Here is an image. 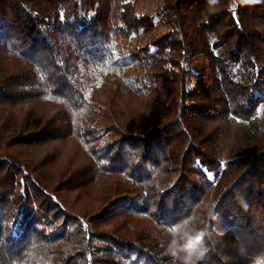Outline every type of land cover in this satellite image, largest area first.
<instances>
[{"label": "trees", "instance_id": "obj_1", "mask_svg": "<svg viewBox=\"0 0 264 264\" xmlns=\"http://www.w3.org/2000/svg\"><path fill=\"white\" fill-rule=\"evenodd\" d=\"M134 97L171 118L123 129ZM263 104L264 0H0V264H264ZM70 137L57 171L14 148Z\"/></svg>", "mask_w": 264, "mask_h": 264}, {"label": "rangeland", "instance_id": "obj_2", "mask_svg": "<svg viewBox=\"0 0 264 264\" xmlns=\"http://www.w3.org/2000/svg\"><path fill=\"white\" fill-rule=\"evenodd\" d=\"M137 1V9L139 10H153L157 8L163 3V0H134ZM170 1V0H169ZM168 28L167 25H161L160 29ZM139 37V38H138ZM134 38L136 43H142L145 41L144 36H138ZM196 76L189 75V83L193 85ZM94 88L93 92L98 91L96 94H99L100 97H104L105 94L103 93L102 89ZM28 103L21 104L16 106L15 112L17 113L18 117L20 118L23 115V111L27 109ZM130 109L124 111L122 116H119L118 122L124 127L123 129L127 130L129 127L125 125V122H129L128 119L131 121V117L134 115L136 118L132 122V131L145 133L149 129L158 127L164 124L166 120L170 119V115L168 110L165 107L157 104L150 105L148 101L144 98L134 97L131 99L129 103ZM262 113L264 112V104L260 106L259 109ZM27 111V110H26ZM53 111V109H52ZM49 111H44V113H48ZM39 113H41L39 111ZM3 111L0 109V116H2ZM133 114V115H132ZM32 120H35V116L32 117ZM211 125L216 126L219 130V154L220 157L226 156L229 151L230 145L233 140V133L235 130L238 129H246L247 123L241 121L236 117H227L220 120H217ZM8 134H11L13 131H8ZM16 150L22 153L24 156L25 154L29 155L33 160L40 161L45 160L48 164L50 163V167H52L53 171H57L58 168L63 167L67 161H71L72 164L79 165L89 161L88 155L85 153L83 147L77 142L75 138H67V139H59V140H51L39 144H22L19 146L14 147ZM52 164V165H51ZM67 170L71 169L70 165H67ZM124 180L117 174L115 175H105L100 176L94 185H92V191L95 193L100 194V197L104 195V189L107 190L110 185L114 182L123 183ZM129 182V181H128ZM130 183V182H129ZM135 184L134 182H132ZM118 191V190H117ZM102 205V199L99 201H95L88 197H83L80 201L77 202L78 208L80 209H88L91 211H96ZM209 197L206 196L201 203L198 205V209L202 212H207L209 209Z\"/></svg>", "mask_w": 264, "mask_h": 264}]
</instances>
